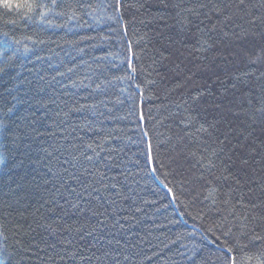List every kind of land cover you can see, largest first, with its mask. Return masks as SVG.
I'll return each mask as SVG.
<instances>
[{
	"label": "trees",
	"instance_id": "16d2710c",
	"mask_svg": "<svg viewBox=\"0 0 264 264\" xmlns=\"http://www.w3.org/2000/svg\"><path fill=\"white\" fill-rule=\"evenodd\" d=\"M4 2L0 0V67L5 68L0 74V108L16 104L21 111L35 112L40 117L36 127L46 135L31 141V147L29 142L14 144L10 137H0V248L13 251L30 244L44 248V230L29 231V224L36 227L32 221L37 208L42 222L54 218L40 206L41 196L50 193L43 187L41 176L47 170L39 149L53 142L65 146L74 142V128L85 140H98L99 134L78 128L87 122L102 133L118 134L113 143L124 149L127 183L134 189L133 199L124 206L133 205L128 215L137 219L127 234L131 240L114 229L111 245L87 237L82 243L91 241L97 247L86 248L77 264H113L112 256L103 257L105 250L112 249L113 255L121 254L119 264H192L191 257H196V264H221L223 244L217 236L233 246L237 264H256V257L264 254V241L250 242L253 233L248 230L264 235V135L260 132L264 119H257L253 132L248 117L259 103L252 93L264 96V77L243 76L248 65L243 54L232 55L238 50L236 43L225 40L208 52L190 55L195 35L185 39L188 29L181 32L172 15L167 16L165 28L162 13L154 10L158 0H148V6L139 10L138 2L143 0H126L136 6L122 10L123 20L115 19L114 0H55V6L53 0H8L11 9L4 8ZM41 2L48 6L42 9L47 12L44 17L40 9L28 7ZM238 75L239 80L234 78ZM208 87L210 94L196 105L192 125L185 130L180 125L188 115L184 101ZM18 100L23 103L17 104ZM37 100L48 108H36ZM201 124L215 125L209 128L211 135L197 131ZM142 129L149 137H143ZM225 136L228 140L221 152L218 138ZM149 138L163 165L155 174L145 164ZM213 150L217 156H212ZM201 152L215 160L216 169L206 171L197 163ZM255 152L260 153V163L251 160ZM242 157L250 163L244 165ZM201 173L204 179L199 178ZM225 175L228 180L215 179ZM209 180L219 189L213 196H209ZM241 198L247 207L237 203ZM137 206L141 211H135ZM22 255L21 264L47 261L43 252L40 260L30 253ZM123 255L130 258L124 260Z\"/></svg>",
	"mask_w": 264,
	"mask_h": 264
},
{
	"label": "snow or ice",
	"instance_id": "6c2138e0",
	"mask_svg": "<svg viewBox=\"0 0 264 264\" xmlns=\"http://www.w3.org/2000/svg\"><path fill=\"white\" fill-rule=\"evenodd\" d=\"M3 6L6 9L12 8V4L8 3V0H5ZM53 6H55V0H53ZM134 6L136 5L127 4L126 0H114L115 19L123 20L122 10L125 7ZM147 6L148 0L138 2L137 10ZM28 7L40 9L39 15L41 17L47 15V12L42 11V9L48 6L42 2L28 5ZM84 7H91V5H84ZM154 10L162 13L160 18L164 21L163 26L165 28L168 27L167 16L172 15L173 19L181 25V32L188 29L185 39L195 35L193 48L189 50L190 55L192 52H208L225 40L233 41L238 50L233 51L232 55L235 57L243 54L248 65V70L243 73V76L249 79L255 76L257 80L264 77V67H262L264 66V0H199L198 3L189 4H184L182 0L175 4L170 3L169 0H158ZM109 19L114 18L109 17ZM217 36L220 37L219 41L216 39ZM172 39L173 37L169 35V40ZM129 67H132L131 62ZM135 71L136 69L132 67V72L135 73ZM4 72L5 68L0 67V74ZM234 78L239 80L241 76L238 75ZM149 83H154V81H149ZM235 86L234 84L233 87ZM8 91L11 92L12 89ZM207 94H210V87L196 90L191 95L190 101H184V104L188 105V115L180 121V125L185 130L192 125L191 115L195 111L196 105L203 103V97ZM252 94L259 99L258 105L248 117L251 121L250 127L255 132L257 119H264V96L258 92ZM20 103L23 101L18 100L17 104ZM251 103L250 99L249 104ZM220 106V104L215 105L217 109ZM35 107L47 109L48 104L43 100H37ZM80 110L76 109V111ZM233 115L238 116L239 113H233ZM39 119L40 117H37L35 112L28 113L26 109L21 111L16 104L0 108V137L5 139L10 137L14 144L18 141L29 142L28 147H31V141H38L46 135L44 131L36 127ZM139 119L141 122L144 121L143 113L140 114ZM78 128L86 133L99 134L100 138L98 140H85L74 128L73 131L76 133L74 142H70L67 146L53 142L49 143L47 147L41 145L39 149L45 154L46 163L43 167L47 170L41 179L44 190L50 193L48 197L41 196L40 206L47 213H51L54 218L51 222H47L46 219L42 222L43 214L37 215L40 212V209L37 208L32 221L36 227L33 228L32 224H29V231H35L36 228L44 230L46 233L43 237L44 248H41L39 244H30L26 248L13 251L0 248V264H21L24 259L22 253H30L40 260L42 257L39 256V252H43L47 257L45 264H49V262L50 264H77L78 259H84L82 254L86 248L92 251L97 247L96 243L91 241L82 243L87 237H92L94 241L103 239L111 245L113 239L110 237L114 236L113 229L124 232L127 240H131V236L127 234L135 227L132 222L136 221L137 218L134 215H128L133 205L130 204L126 208L124 202L133 199L132 192L134 189L127 183L129 170L126 166L127 162L122 156L124 149L113 143L119 139V136L111 131L102 133V130L94 128L92 124L87 122L79 125ZM209 128H215V125L209 124L205 127L204 124H201L197 131L209 133ZM141 131L143 137H149V132L146 129ZM260 132L264 135V128H261ZM251 134L249 133V135ZM168 139L171 140V137ZM218 140L222 146L220 151L223 152V146L228 138L225 136L218 138ZM145 143L147 144V150L144 153L145 164L155 174L163 165L158 156L154 154L151 139L145 140ZM192 155L196 156V153H192ZM212 156H217L215 150L212 151ZM259 156V152L252 153L251 160L260 163ZM241 159L244 165L250 163L248 157ZM228 161L227 170L231 171V156L228 157ZM197 163L206 171L217 168L215 160L211 157H204L203 152H201ZM199 178L204 179L203 173ZM215 179L228 180L229 177L226 175L217 176ZM208 183L210 185L209 196H213L219 189L214 181L209 180ZM168 192L171 193L172 189L168 188ZM229 195H231V191ZM227 202L226 200L225 203ZM237 203L245 207L248 206V203H245L242 198ZM249 203L253 208L258 207L255 203ZM135 211L139 212L141 209L137 206ZM244 219L247 220L249 217L245 216ZM242 227L247 229L248 226L244 224ZM248 231L253 233L249 236L250 242L255 244L256 241H264V235L255 234V229ZM209 232L215 234L212 228H209ZM240 234L244 236L248 235V232H241ZM223 235L227 237L228 233ZM216 240L223 244V247L219 248L218 256L221 264H237V257L233 255V246H230V242L227 239L221 240L220 236H217ZM17 243L20 244L22 241ZM88 244H91L90 248ZM116 244L122 248L125 247V245L120 244L119 240H116ZM237 246H239L238 242ZM114 251L115 249L105 250L103 257L112 256L113 264H119L121 254L113 255ZM93 256H95V252H93ZM103 257L97 256L96 259ZM92 258V256L87 257L89 261ZM129 258L128 255H123L124 260ZM190 259H192V264H196V257ZM256 264H264V254L256 257Z\"/></svg>",
	"mask_w": 264,
	"mask_h": 264
}]
</instances>
